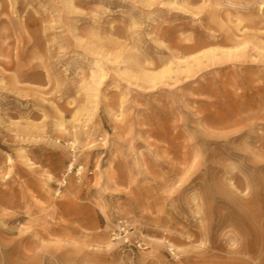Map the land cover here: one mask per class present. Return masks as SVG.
<instances>
[{
  "label": "rangeland",
  "instance_id": "374dc122",
  "mask_svg": "<svg viewBox=\"0 0 264 264\" xmlns=\"http://www.w3.org/2000/svg\"><path fill=\"white\" fill-rule=\"evenodd\" d=\"M262 2L0 0V264H264Z\"/></svg>",
  "mask_w": 264,
  "mask_h": 264
},
{
  "label": "bare ground",
  "instance_id": "6f19581e",
  "mask_svg": "<svg viewBox=\"0 0 264 264\" xmlns=\"http://www.w3.org/2000/svg\"><path fill=\"white\" fill-rule=\"evenodd\" d=\"M263 3L264 2L261 3L260 9L264 8ZM180 8H184V6H182ZM230 15H231V13H228L229 20H231ZM260 22H261V20H258V21H254L250 24L245 23L244 26H241L244 23V19L241 16H238L236 24L234 26V29L241 30V27L247 28V26H250V25L257 26ZM244 30H241V31H244ZM214 37H215V41L218 43L223 44V43L228 42L227 36H225V35L224 36L223 35L214 36ZM229 40L236 41L237 46L235 48L224 49V50L220 51L219 54L216 50H213L209 53L203 54L201 57L208 59V63H206V64L204 63V60L201 57H196L193 60H186V59L178 58L180 60L177 62V70H174V68H172V67H168L164 71H161L157 74L153 73L151 71H148V70H143V72L141 74L136 75L134 73V71L130 68V65H128L124 68L123 74L128 78H136V80H140V82H143V83H148L149 86L154 87L158 84V82L163 81L164 78H166V75H170V77H171L172 73H175L176 79H177L180 76V74H186L187 72L189 73V76H190L195 67H197V69L199 71L206 66L217 65V64H223V65L229 64V62H231V61L240 60L242 58H245L244 56H245L246 50L249 47L248 42L245 41L244 39L241 40L240 36H238V35L230 36ZM196 46H197V44H191L190 46H182V49L185 51V50H189V49H194V48H196ZM256 47L258 49L263 50L264 45L257 43ZM107 55H109V54H107ZM119 57H120V53L118 52L114 55L115 61H117ZM107 59L112 61L109 57H107ZM129 59H131V60L134 59V61H135L136 57L134 56V54H131ZM121 62H124V60L122 59V60L118 61V63H121ZM173 63L174 62L172 61L171 64H173ZM103 64H104L103 60H97L95 62V67L92 70V74H93L92 75V81L95 85L100 84L102 82V79L106 75L105 68H104ZM183 67H184V69H183ZM208 118H210L213 122H216V121L228 122L227 117L224 119H221V118H218L214 114H208V115L204 116V118H202V119L207 120ZM205 131L209 133L208 129H205ZM10 161H12V159H10ZM72 166H73V163H72ZM196 199H197L196 196L191 197V200L196 202L194 204H195V206L197 208V212H198V210L201 208V206L196 201ZM86 236L90 237V234H85V237ZM166 242H169V241H166ZM169 245L172 247V250H176L175 249L176 247L174 244L169 242ZM194 261H197V260H195V258L193 256H188L184 260L182 258H180L177 263L183 264V263H190V262H194ZM17 264H21V262H18Z\"/></svg>",
  "mask_w": 264,
  "mask_h": 264
}]
</instances>
